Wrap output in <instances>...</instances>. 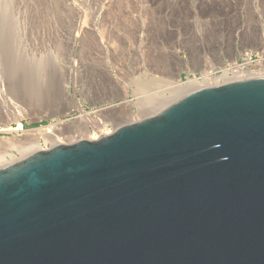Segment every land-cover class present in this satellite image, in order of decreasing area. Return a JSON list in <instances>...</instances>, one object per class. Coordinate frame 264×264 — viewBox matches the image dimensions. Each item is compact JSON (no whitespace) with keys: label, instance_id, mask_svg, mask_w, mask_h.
Listing matches in <instances>:
<instances>
[{"label":"water","instance_id":"obj_1","mask_svg":"<svg viewBox=\"0 0 264 264\" xmlns=\"http://www.w3.org/2000/svg\"><path fill=\"white\" fill-rule=\"evenodd\" d=\"M0 264H264V76L0 168Z\"/></svg>","mask_w":264,"mask_h":264},{"label":"rangeland","instance_id":"obj_2","mask_svg":"<svg viewBox=\"0 0 264 264\" xmlns=\"http://www.w3.org/2000/svg\"><path fill=\"white\" fill-rule=\"evenodd\" d=\"M246 54L264 59V0H0V168L153 116L178 78L226 82Z\"/></svg>","mask_w":264,"mask_h":264},{"label":"bare ground","instance_id":"obj_3","mask_svg":"<svg viewBox=\"0 0 264 264\" xmlns=\"http://www.w3.org/2000/svg\"><path fill=\"white\" fill-rule=\"evenodd\" d=\"M245 59L247 60V62L245 64V66H243V67L241 65H239L236 60H234L232 62L231 67H227L224 64L222 65L223 78L226 79V82L231 81V80H235V79H239V78H247V77H251V76H264V74L261 73L262 72L261 70H264V59L259 61L257 63V65L252 64V61L250 60L249 54H246ZM231 72H232V76H230ZM205 76H206V81H205L206 85L201 84L197 78H189V81L186 83H183L182 79L178 78L176 80V85L174 86V90H176V92L182 90V91L187 93L191 90H194V89H197V88H200L203 86H207V85H209V81L212 78L211 72L210 71L206 72ZM210 85H212V84H210ZM68 92H69V94H71L70 91H68ZM71 96H74V95L71 94ZM124 105H126L128 107V112H129V114H131V104H129V102H128L127 104H123V106ZM137 105H138L139 113H142V115H143V113H146V111L148 110V107H149V103L147 101H144V100L142 102H139V104H137ZM121 109H122V106H121ZM46 130H48V129H46ZM35 131H37V129ZM56 142L58 144H60L62 142V139L57 136ZM36 145L38 146V148L40 150V148L42 147L40 145V142H38Z\"/></svg>","mask_w":264,"mask_h":264}]
</instances>
